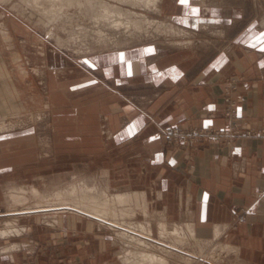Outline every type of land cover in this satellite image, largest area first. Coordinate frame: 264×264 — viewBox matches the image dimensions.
Here are the masks:
<instances>
[{
	"label": "crops",
	"instance_id": "0c3cea01",
	"mask_svg": "<svg viewBox=\"0 0 264 264\" xmlns=\"http://www.w3.org/2000/svg\"><path fill=\"white\" fill-rule=\"evenodd\" d=\"M162 1L170 20L180 22L185 34H193H188L187 44L171 51L159 53L161 45L150 42L77 59L46 56L41 47L37 55L26 54L29 73L37 76L45 99L39 94L25 103L42 101L54 115L46 120L40 112L37 119L7 123L0 130V169L10 174V185L40 191L47 190L39 183L50 170L74 180L85 178L112 193L143 192L146 209H137L133 217L151 236L190 224L199 237L224 235L245 264H264V138L242 137L232 148L213 145L193 154L163 148L158 132L164 125L224 126L226 71L239 78L242 125L264 127V11H239L209 0H189L187 6L180 0ZM261 3L264 6V0ZM202 29L215 35L199 38L196 32ZM227 32L231 47L211 55L207 48H217L211 42ZM31 170L38 185L25 182ZM240 208L247 209V221L230 230ZM60 214L40 223L49 225L55 238L67 230L72 235L77 230L85 236L94 233L97 220ZM214 226L220 229L217 236ZM20 228L27 232L17 235L20 242L8 245L12 261L15 252L34 246V226ZM98 239L106 243L104 237Z\"/></svg>",
	"mask_w": 264,
	"mask_h": 264
},
{
	"label": "rangeland",
	"instance_id": "374dc122",
	"mask_svg": "<svg viewBox=\"0 0 264 264\" xmlns=\"http://www.w3.org/2000/svg\"><path fill=\"white\" fill-rule=\"evenodd\" d=\"M209 1V3H221L227 8H236L239 11H257V13L258 11H264V6H262L261 0ZM13 3H19V0L18 2L17 0H10L9 2L0 0V67L5 73H9L12 78L10 80H13L15 90L18 94L13 99L12 103H8V107L5 111V117L0 115V119L2 118L1 120L4 123V127L7 126V123H10L11 121H15L17 119H37L39 117L38 113L40 112H42L43 119H53V111L50 112L48 111V109H44L45 107L43 103L40 104L42 101L39 104L36 103L32 105L25 103L30 97H38L39 94L42 100L45 99L42 96L44 93V88L43 86L40 87L41 85L38 82L37 76L29 73L25 61L26 54L32 56L37 55V53L41 52V48H43L45 50L44 54H46V56H49V54L52 53L66 56L68 59H77L83 55H92L95 53L98 54V52L106 51L108 49H127L150 42L158 43L159 45H161L159 47V53H164L166 51L173 50L174 47L187 44L188 39L191 38L184 32V34L181 33L182 31L180 30V28L182 27V25H180V22L177 23L170 20L171 15L169 13L171 12L167 9L165 3L162 0L158 2V4L160 3L158 5L159 8H157L158 10H155V6L150 7V9L147 5L142 4L141 6H136L134 8L131 7V9H133L134 11H122L124 12V16L117 17V15H114L108 18V20H102L103 22L100 20L96 21L92 19L91 21L88 16L83 15L82 11H78V9L74 8L67 9L68 11H56V14H58L57 16H61V19L55 21L54 23L53 21L48 22V20H50L54 16L48 14V16L45 17L36 13L32 17L29 16L28 11H25L22 14L16 9L12 8ZM122 5L126 6V4ZM73 10L75 11L72 12ZM78 12L81 14V16ZM141 15L144 16L145 22H143L142 25L137 28V26L133 22V19H139L140 17H142ZM256 17L257 16H255L254 18ZM39 18H41V20H43L45 23L43 24V22L39 21ZM116 19H119L120 21L128 20L125 21L128 23L123 22L121 26L116 27V25L112 23ZM152 20L156 25L152 22ZM170 22L172 23L171 25H173L174 23V26L176 28L175 31H172V29H170V27L168 26V23L170 25ZM112 24L114 26H112ZM158 24L162 25L159 27ZM128 25H130V27ZM177 26L180 28H178ZM152 27L155 28L156 31ZM96 29H102L106 31L108 34L107 37H97L93 33V30ZM164 29L165 31H162ZM1 31H8L10 39L6 41L4 38H2ZM137 34L140 36H138ZM168 34L170 35L168 36ZM181 34H183L184 37ZM227 34H229V32L223 33L224 36H221V38L218 37V40H216L215 43L211 42V44H216L217 47H213L212 49L209 46V48H207V51H211V55H213L215 51L220 50L227 52V50L229 49L228 47H231L232 39L231 37H229V35L227 36ZM190 35L192 36V34ZM196 35L200 36L199 38L205 39V36L210 37V35L213 36L215 34L213 31L202 29L200 33L196 32ZM211 40L215 39L212 38ZM37 47L41 48L38 49ZM16 55L19 56V59L15 61L14 57ZM22 69L25 71V76H23L24 73H20ZM226 72L227 73H223L225 75L223 76L224 86L221 95V115L224 118V126H161L158 128V132L162 136L163 148L167 150H187L193 154H196L205 147L213 145L232 148L236 145L238 139L242 137L264 138V127H245L242 125L239 119L238 109L236 111L237 117H234L233 115L229 117V115H227V107L229 104H231V102L227 99H230L234 106H236L237 108V83L239 78L238 76L234 75L233 72ZM20 96H22L23 98H20ZM228 126L229 128H232V136L225 135L223 132V130H227ZM166 129L174 130L175 133H173L172 138L169 139V137H167L168 135ZM2 164L4 165V163ZM49 171L50 170L45 171L46 173L43 175L44 178L42 179V182L39 183V185L45 184L47 186V190L45 191L46 194H50L54 189L53 187L56 184H54V182H56V178L61 179V183L56 184L57 187L59 185H64L65 183L67 184L71 180H74V178L69 175L57 176L55 175V173H51ZM29 174L31 175H29L28 178H25V182L27 184L38 185V181L36 179L37 177L33 174L32 170ZM44 179H46L45 183L43 182ZM11 182L12 181L10 174H6L5 170L2 168V170L0 171V230L6 227V221L10 223V225L15 224L18 227L33 225L34 228L32 232H30V235L34 239V246L30 250H25L26 252H15L12 255L14 259L12 261L10 256L7 254V251H9L7 246H10L11 242H20V240H16L18 239L17 235L19 234L11 233L7 235H0V264H125L123 260L121 261V258L124 255L123 252L127 251L126 248L128 249L129 244L125 245L122 241L117 239L118 236L116 235V232H114L111 227H108L105 224L102 225L96 221L94 225V233H92L91 235H80V230H77L78 234L72 235L71 231L67 230L68 232L66 235H58L55 238L53 234L54 231H48V229H50L49 225H40V223L42 222H49V219L52 218V214H46L47 218H42L43 216H40L39 218H25L26 216H24L19 217L18 219L17 217L12 216L9 210L12 209L14 210L12 212H17L23 207V205H18V207H12L10 209L9 207L7 208V200L5 199ZM31 201L33 200L31 199ZM247 214L248 211L244 208H240L235 211L232 219L233 221L229 224L230 230H235L239 226L246 223ZM130 220L132 222H130ZM137 222L138 221H136L133 217H129L124 220L125 225H123V227H135L139 225V223ZM174 227H183L184 230H186L185 226H181V224L175 225L172 228L168 229L172 230ZM81 231L84 230L82 229ZM168 232L169 231H166V234H163V236H160L159 232H157L153 235L154 238L153 236L151 237L156 240H163L165 243L170 244L171 242L169 241H171V239H169ZM98 236L104 237L106 241L104 245L102 243L100 244L101 241H99ZM190 237V235L188 237L185 236L183 238V243L185 245L179 244L177 245L179 247L176 246L177 249L175 248V250L172 251L166 249V251L168 250V252H166L165 250L154 247L153 251H156L163 257V260H165L160 261L159 264H245L244 261L240 259L238 252L236 250L233 251L234 245L226 241L224 235L221 237V239H212L208 237L204 238L199 236H197L196 239L191 237V239ZM190 239L192 241H190Z\"/></svg>",
	"mask_w": 264,
	"mask_h": 264
},
{
	"label": "bare ground",
	"instance_id": "6f19581e",
	"mask_svg": "<svg viewBox=\"0 0 264 264\" xmlns=\"http://www.w3.org/2000/svg\"><path fill=\"white\" fill-rule=\"evenodd\" d=\"M1 1L9 2L10 0H1ZM113 1H117V2H113ZM159 1L160 0H19V3H13V5L12 4L11 5H12V8L16 9L18 12H20L22 14L25 11H28L29 16H32V17L36 13H38L39 15L45 16V17H47L48 14L51 16H54L53 18L48 20V22L53 21V23H54L55 21H58L61 19V16H57L58 14H56L57 13L56 11H68L67 9L74 8V9H78V11H82L83 15L88 16L90 18V20L92 19V20H96V21H99V20L102 21L105 19L108 20V18H110L114 15H117V17L118 16H124V12H122V11H134L133 9H131V7L134 8L136 6H141L142 4L147 5L149 8L155 6L156 7L155 10H158L157 8H159L158 5L160 4V3L158 4ZM17 2H18V0H17ZM122 4H126V6H123ZM74 11L75 10H73L72 12H74ZM64 13H66V12H64ZM133 15H134V13H133ZM42 16H40V17H42ZM80 16H81V14H80ZM128 17H130V16H128ZM38 20L43 22V24L45 23L43 20H41V18H39ZM129 20H131V19H129ZM144 20H145V18H144V16H142L139 19H133V22L138 28L139 26L142 25L143 22H145ZM115 21L114 22L111 21V22L114 23L116 25V27H119L123 24V22L128 21V20L120 21L119 19H116ZM152 22L154 23L153 20H152ZM125 23H128V22H125ZM171 24L172 23L170 22V25ZM47 25H48V23H47ZM161 25L158 24L159 27ZM170 25L168 23V26L170 27V29H172V31H175L176 30L175 26L174 25L170 26ZM53 26H54V24H53ZM112 26H114V25L112 24ZM128 26L130 27V25H128ZM42 27H44V26H42ZM153 29L155 30V28H153ZM93 31H94L93 33L99 38L107 37V35H108L107 32L102 30V29H96ZM162 31H165V29ZM132 33H134V32H132ZM181 33H183V32H181ZM183 34H181V35L183 36ZM188 34L190 35V32H188ZM1 35H2V38H4L6 41L10 39V37L8 35V31H4V32L1 31ZM169 35L170 34H168V36ZM138 36H140V35H138ZM188 38H189V36H188ZM59 42H60V40H59ZM18 59H19V56L16 55L14 57V60L16 61ZM0 66H1V64H0ZM20 73L21 74L24 73L23 76H25V71L23 69ZM10 79H12V78L9 75V73H5L2 70V68L0 67V112H1L0 115L4 116V117H5L6 108L8 107V103H12L13 99L18 95L16 90H15L14 82H13V80H10ZM1 119H0V123H1L0 124V130H3L5 127H4V123L2 122ZM93 181H94V179H92V182ZM105 182H107V181H105ZM9 186L10 187L8 188V191L6 193V199H5V200H7V202H6L7 208L9 207V209H10L12 207H18V205H23V207L21 209H19V211H17V212H12L14 210L10 209L9 211L12 214V216H15L18 218L19 216H23L24 214H27L30 216V215H39V214L45 215V214L49 213V214H52L53 216L56 217V215H58L60 213H62V214L63 213H71L73 215H77L80 217L82 216V217L95 219V221L97 220L100 224H102V225L105 224L108 227H111L114 230V232H116V235L118 236L117 239L122 241L125 245L129 244L128 249L126 248L127 251L123 252L124 255L121 258V261L123 260V262L125 264H159L160 261L163 260V257L161 255H159L156 251H153L154 247H157L158 249L165 250V251H166V249H168L169 251H172V250H175V248L177 249V247H179L177 245L184 244L183 238L185 236L188 237L190 235L194 239H196L198 236L197 232L195 231L193 226L190 224L185 225L186 230H184L183 227L182 228L181 227L180 228L174 227L172 230L162 229L161 232H159L160 236H163V234H166V231H169L168 236H169V239H171V241H169V240L168 241L171 243L167 244L163 240L153 239L154 236L152 238L148 232H145L147 229L145 230L144 228H146V227L143 228V226L141 224H139L135 227H131V226L123 227V225H125V223H126V222L124 223V220H126L129 217H133V215L135 214L137 209H146L145 208V198H144L143 192L134 191V192H125L124 193V192H115L114 191V193H112V192H109L108 190H106L107 188L105 189V188L99 187L94 182L89 183V181H86L85 178L84 179L82 178L80 180H71L69 183H67V184L65 183L64 185H59L58 187H57V185H54V187H53L54 189L51 191V193L49 192L50 194H46L44 192L46 189L44 191H40L35 186H30V187L17 186V185H9ZM124 191H126V190H124ZM31 199L33 201H31ZM149 214H150V212H149ZM45 216L44 217L47 218V215H45ZM159 216H160V214H159ZM58 217H59V215H58ZM149 219H150V217H149ZM52 222H53V220H52ZM130 222H132V221L130 220ZM5 223H6V227H4V229L0 230V235H3V234L7 235V234H11V233L20 234L23 231L27 232V228H24V230H23L22 228L18 227L15 224L10 225V223H8L7 221ZM47 223H48V221H47ZM59 224H61V222L58 223V225ZM136 227H137V229H136ZM219 231H220V229L217 230L215 227V235L216 236L219 234ZM191 239H190V241H192ZM165 240H167V239H165ZM4 241H6V240H4ZM11 244H12V242H11ZM22 247H23V245H22ZM168 250L166 252H168ZM233 251H235V249H233ZM176 256H177V254H176ZM163 261H165V260H163Z\"/></svg>",
	"mask_w": 264,
	"mask_h": 264
},
{
	"label": "built area",
	"instance_id": "2783aa9c",
	"mask_svg": "<svg viewBox=\"0 0 264 264\" xmlns=\"http://www.w3.org/2000/svg\"><path fill=\"white\" fill-rule=\"evenodd\" d=\"M227 100L231 102V104H229L228 107H227V111H226L227 115H229V117H231L232 115L234 117H237V114H236L237 108H236V106H234V104L232 103V101L230 99H227ZM202 130H207V129H202ZM166 132H167V135H168L167 137H169V139L172 138L173 137V133H175L173 129L172 130L166 129ZM223 132H224L225 135L232 136V128L231 127L229 128V126H228L227 130H223ZM216 134H218V133H216Z\"/></svg>",
	"mask_w": 264,
	"mask_h": 264
},
{
	"label": "snow or ice",
	"instance_id": "6c2138e0",
	"mask_svg": "<svg viewBox=\"0 0 264 264\" xmlns=\"http://www.w3.org/2000/svg\"><path fill=\"white\" fill-rule=\"evenodd\" d=\"M180 3L182 4V5H185V6H187L188 5V3H189V0H180ZM192 11H193V13H196V9H192Z\"/></svg>",
	"mask_w": 264,
	"mask_h": 264
}]
</instances>
